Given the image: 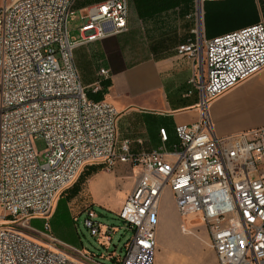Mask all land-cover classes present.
Returning <instances> with one entry per match:
<instances>
[{
    "label": "built area",
    "instance_id": "built-area-1",
    "mask_svg": "<svg viewBox=\"0 0 264 264\" xmlns=\"http://www.w3.org/2000/svg\"><path fill=\"white\" fill-rule=\"evenodd\" d=\"M76 0H0V264H154L158 208L168 187L180 216L199 214L218 264H264V125L216 136L209 103L264 67V23L205 39L206 66L199 90L198 120L175 126L178 144L133 152L118 141L113 104L87 96L73 59L80 42L127 30V0H102L82 12L80 38L67 23ZM204 1L199 0V5ZM196 32V29L193 30ZM196 58L198 42L177 46ZM109 76L100 68L89 89ZM160 139H167L159 128ZM45 143L40 162L33 146ZM136 167L135 183L116 211L132 231L124 254H94L50 233L58 195L80 170L119 163ZM84 225L109 249L114 226L88 206ZM44 220L31 233L29 222Z\"/></svg>",
    "mask_w": 264,
    "mask_h": 264
},
{
    "label": "crops",
    "instance_id": "crops-1",
    "mask_svg": "<svg viewBox=\"0 0 264 264\" xmlns=\"http://www.w3.org/2000/svg\"><path fill=\"white\" fill-rule=\"evenodd\" d=\"M99 1L102 0L75 1L73 16L67 23L68 35L70 21L75 22L76 14H82L78 9ZM198 2L127 0L125 32L91 42H80L73 49L80 82L87 89L95 82L100 68L108 70L109 76L105 80L109 83L103 99L118 111L117 140L127 139L133 152L160 148L172 151L179 141L175 126L190 124L199 118V90L196 83L206 78L203 50L202 56L199 53L196 58H189L178 54V44L195 41L201 49L205 39L259 21L264 23V0H211L200 5ZM81 22L79 19L71 28L77 33V37L69 35L71 41L80 38ZM206 28H211V32L206 34ZM209 114L214 133L220 137L263 126L264 67L213 98L209 103ZM159 128L166 129L167 139L164 142L160 139ZM82 170L64 193L57 197L53 214L61 199H67L69 188L77 181ZM111 171L106 172L101 168L89 176L81 183L80 191L67 199L68 205L73 198L85 193L89 203L85 210L88 206L93 207L95 201L91 195L100 201L102 197L114 194L116 201L113 208L119 209L134 186L137 168L119 162ZM167 189L171 192L166 187L159 202L157 232L162 197L164 195L166 198ZM173 207L176 209L175 201ZM179 217L183 232L191 229L194 220H200L210 244L206 225L199 214Z\"/></svg>",
    "mask_w": 264,
    "mask_h": 264
},
{
    "label": "rangeland",
    "instance_id": "rangeland-1",
    "mask_svg": "<svg viewBox=\"0 0 264 264\" xmlns=\"http://www.w3.org/2000/svg\"><path fill=\"white\" fill-rule=\"evenodd\" d=\"M86 7L78 10L82 13ZM75 17L77 18L76 21H70L69 23L70 37L72 35L77 37L76 31L71 28L82 18V14L77 13ZM33 146L39 161L43 162L45 152L43 139H35ZM102 168L106 172H112L104 166ZM167 193L166 198L163 195L161 202L154 264H217L214 251L209 244L200 220H194L191 229L183 232L180 227V217L173 207V194L168 189ZM91 197L95 201L93 208L97 212V219L108 226L116 228L112 233L108 250L96 240L94 235H91L89 229L83 223L86 215L82 210L89 204L85 193L73 198L69 205L66 198L59 202L55 214L52 213L50 216V233L61 242L74 248L87 250L98 255H106L109 251L114 250L115 254L122 256L124 254V243L132 236V231L117 216L116 211L118 209L113 208L116 197L114 194H109L104 198L102 197L100 201H97L94 195H91ZM43 222L42 218H32L29 222L30 228L28 230L31 233H35L36 230L45 231ZM101 261L110 264L105 259H101Z\"/></svg>",
    "mask_w": 264,
    "mask_h": 264
},
{
    "label": "trees",
    "instance_id": "trees-1",
    "mask_svg": "<svg viewBox=\"0 0 264 264\" xmlns=\"http://www.w3.org/2000/svg\"><path fill=\"white\" fill-rule=\"evenodd\" d=\"M211 24V23H209ZM211 32V28L205 29V33L207 34L208 32ZM108 81H102V88L99 91L93 92L91 89H87L86 93L87 96L92 99V100H101L103 99V94L105 91L106 86L108 85ZM103 166L102 165H96V164H91L87 165L83 168L81 174L79 175L77 181L69 188L70 194H67V199H70L74 197L79 191H80V185L83 183L89 176H91L93 173L97 172L100 170ZM62 200V199H61Z\"/></svg>",
    "mask_w": 264,
    "mask_h": 264
},
{
    "label": "water",
    "instance_id": "water-1",
    "mask_svg": "<svg viewBox=\"0 0 264 264\" xmlns=\"http://www.w3.org/2000/svg\"><path fill=\"white\" fill-rule=\"evenodd\" d=\"M200 55L202 56V47H201V49H200Z\"/></svg>",
    "mask_w": 264,
    "mask_h": 264
}]
</instances>
